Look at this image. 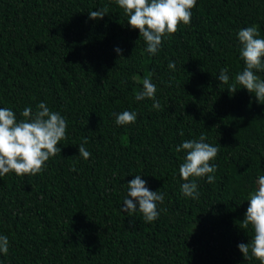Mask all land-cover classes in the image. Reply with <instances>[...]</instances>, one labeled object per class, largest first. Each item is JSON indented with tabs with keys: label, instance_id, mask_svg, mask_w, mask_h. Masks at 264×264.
I'll return each instance as SVG.
<instances>
[{
	"label": "trees",
	"instance_id": "obj_1",
	"mask_svg": "<svg viewBox=\"0 0 264 264\" xmlns=\"http://www.w3.org/2000/svg\"><path fill=\"white\" fill-rule=\"evenodd\" d=\"M248 26L264 38V0H197L191 24L152 56L114 0H0V107L20 120L44 102L68 121L42 173L0 177V235L10 242L0 264H259L237 245L253 235L239 226L264 175V103L217 78L227 67L231 83L243 69L237 32ZM149 75L161 109L135 99ZM125 110L136 122L117 125ZM202 133L220 144L218 169L214 183L198 180L194 200L181 194L185 152L175 149ZM135 175L165 194L154 222L120 210Z\"/></svg>",
	"mask_w": 264,
	"mask_h": 264
},
{
	"label": "clouds",
	"instance_id": "obj_2",
	"mask_svg": "<svg viewBox=\"0 0 264 264\" xmlns=\"http://www.w3.org/2000/svg\"><path fill=\"white\" fill-rule=\"evenodd\" d=\"M123 10L130 28L137 29L139 36L146 44L149 55H157L164 39L174 35L180 24L190 25L192 9L197 0H114ZM107 7L90 11V19L103 18L108 14ZM239 56L243 61V69L235 74L234 81L229 83V69L223 67L218 74L220 83L228 85V92L235 93L243 87L254 94L258 103H264V79L258 72H264V38L256 26L241 28L237 32ZM116 53L122 49L116 48ZM168 67L175 69V62L169 61ZM143 89L135 94L136 100L145 98L153 100L152 107L161 109L156 98L157 86L151 77L142 81ZM18 120L16 113L7 107H0V177L10 172L17 176L37 175L42 173L50 158L61 154L60 142L67 140L68 121L58 111H52L46 103L40 102L33 113L25 107ZM116 124L123 126L136 122L135 111H123L114 114ZM181 136L183 131L179 132ZM202 133L199 139H189L176 146V151L185 152L184 160L179 165V176L184 183L180 185L181 194L191 199H199L198 180L207 177V183L215 182L218 166L213 163L219 154V145L205 142ZM88 138L84 137L78 145L79 155L87 160L91 152L85 148ZM75 171V168H72ZM127 195L123 199L121 212L129 216L139 211L145 222L151 223L159 218V204L164 203V193L151 191L140 175L127 182ZM248 207L244 213L240 228H251L252 237L247 243L237 245L245 260L255 258L264 264V175L256 181V187L247 194ZM138 204V207H137ZM7 235H0V253L7 255L9 251Z\"/></svg>",
	"mask_w": 264,
	"mask_h": 264
}]
</instances>
